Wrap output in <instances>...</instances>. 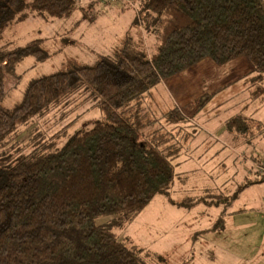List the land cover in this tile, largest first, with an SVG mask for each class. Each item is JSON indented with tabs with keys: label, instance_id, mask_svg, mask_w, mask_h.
I'll return each mask as SVG.
<instances>
[{
	"label": "trees",
	"instance_id": "obj_1",
	"mask_svg": "<svg viewBox=\"0 0 264 264\" xmlns=\"http://www.w3.org/2000/svg\"><path fill=\"white\" fill-rule=\"evenodd\" d=\"M140 1L137 19L156 40L149 56L122 47L114 59L40 76L13 108L2 105L6 76H19L15 65L25 56L44 59L47 53L39 38L13 49L0 47V264H142L112 231L118 220L164 195L181 207H221L210 229L221 230L239 193L264 182V171L256 166V177L231 193L171 199L175 159L186 139L183 125L213 93L174 105L158 118L150 117L146 103L161 80L204 58L217 65L244 58L255 86L251 97H264V0ZM76 5L78 0H0V36L29 12L60 18ZM84 86L98 96L100 120L57 145L53 140L67 130L66 123L59 125L56 138L51 132L33 136L37 130H32L26 144L18 145L23 127L59 105L63 109ZM224 129L234 145L251 146L264 135V122L238 113L225 120ZM250 157L264 166L261 158ZM101 217L107 222L98 223Z\"/></svg>",
	"mask_w": 264,
	"mask_h": 264
},
{
	"label": "rangeland",
	"instance_id": "obj_2",
	"mask_svg": "<svg viewBox=\"0 0 264 264\" xmlns=\"http://www.w3.org/2000/svg\"><path fill=\"white\" fill-rule=\"evenodd\" d=\"M140 2L78 0L80 5L68 16L56 18L33 11L10 24L0 36V47L13 49L39 38L47 54L44 59L28 55L16 63L19 76H6L2 105L13 108L27 85L40 76L77 64L92 65L103 57L114 59L122 47L149 56L156 40L137 19ZM81 5L88 8L86 12ZM249 70L244 58L222 65L204 58L161 80L146 99L150 117L158 118L174 105L180 107L209 91L213 93L205 107L191 114L183 125L185 145L175 159L178 175L170 189L174 201L208 191L231 193L256 177V166L264 171L250 157L253 154L264 161V135L251 146H239L224 129L225 120L238 113L264 122V97H251L255 86ZM97 101L89 87L80 88L65 109L59 105L23 127L18 145L26 144L32 130H37L33 136L51 132L56 138L59 125L66 123L67 130L53 140L57 145L73 131L89 128L101 119ZM159 121L164 124L163 119ZM220 209L203 203L181 207L164 195H156L137 215L110 227L142 264H264V182L250 184L239 193L224 216L225 229L210 230ZM97 222L105 223L107 218ZM197 231L204 232L194 238Z\"/></svg>",
	"mask_w": 264,
	"mask_h": 264
},
{
	"label": "built area",
	"instance_id": "obj_3",
	"mask_svg": "<svg viewBox=\"0 0 264 264\" xmlns=\"http://www.w3.org/2000/svg\"><path fill=\"white\" fill-rule=\"evenodd\" d=\"M261 166V165H260ZM261 168V167H260ZM263 169H264V166H263Z\"/></svg>",
	"mask_w": 264,
	"mask_h": 264
},
{
	"label": "crops",
	"instance_id": "obj_4",
	"mask_svg": "<svg viewBox=\"0 0 264 264\" xmlns=\"http://www.w3.org/2000/svg\"><path fill=\"white\" fill-rule=\"evenodd\" d=\"M224 227H225V224H224ZM223 229V228H222ZM225 229V228H224Z\"/></svg>",
	"mask_w": 264,
	"mask_h": 264
}]
</instances>
